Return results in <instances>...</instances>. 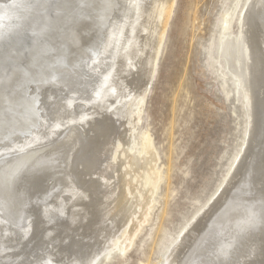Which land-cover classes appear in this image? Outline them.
Returning <instances> with one entry per match:
<instances>
[{"label":"bare ground","instance_id":"obj_1","mask_svg":"<svg viewBox=\"0 0 264 264\" xmlns=\"http://www.w3.org/2000/svg\"><path fill=\"white\" fill-rule=\"evenodd\" d=\"M174 3L175 0H0V157H3L0 160V223L3 221L7 225L12 223L18 227L15 222H20L26 216L30 206L46 200L56 185L66 196L61 206L66 209V205L70 204L69 207L79 211L81 219L85 213L90 221L87 222L85 217L80 227L84 225L91 232H99L100 235L105 233V218L102 220L101 217L110 215L114 220L125 216L126 228L122 231L124 241L118 242L112 237L114 243L107 245L106 252L113 250L114 244L120 248L121 253L129 247L152 203L151 196L157 178L153 175L157 161L153 148L145 144L143 155L147 157H142L137 148L132 146L129 129L124 137H116L112 130L114 136L109 135L110 142L112 141L110 150L101 146V153L99 152L102 160L99 165L102 164L101 168L97 166L98 177L89 178L94 179L93 184L91 183V196L80 201L81 193H87L84 192V183L86 186L88 183L80 170L79 160L82 156L74 161L73 159L83 146L86 148L88 140L84 141L80 133L79 144L75 145L78 133L75 123L80 119H77V111L69 112L68 108L78 103L81 106L82 103L77 102L78 97L70 96L66 98L69 102L64 101L63 95L91 91L94 95L93 102L90 97L80 99L81 102L92 105L94 114L102 106L100 103L99 107L97 101L104 100L103 94L111 86L108 85L111 77L116 76L118 85L124 80L122 76H126L123 73L128 72L134 80L140 79L139 82L135 80V84L139 83L137 87L143 84L140 91L139 87L137 90L133 88L135 91L132 98L120 94L123 92L120 90L122 87H118L120 96L128 99L124 100L127 102L126 106L121 105L117 111L123 112L125 108L124 113L128 112L131 100L146 92L153 77L154 64ZM234 20L239 28L236 34L230 32ZM220 23L222 30L213 44L214 52L219 69L227 75L241 103L246 118L242 134L244 137L239 150L230 159L226 173L228 178L224 176L216 197L209 200L211 205H203V208L208 205L204 208L205 211L193 217L191 223L183 226L164 245V253L159 258L160 264H264V187L259 188V179L264 184V171L260 168L264 157V0H244L243 5L237 4L230 11H225ZM137 28L142 31L139 35ZM43 54H53V57L47 55L51 57L52 63L37 67L36 60ZM134 56L136 58L133 60ZM112 85L115 86L113 82ZM108 92L111 96L110 91ZM110 110L115 111L112 108ZM106 115L110 116L111 112ZM86 121L90 122L89 119ZM109 121L112 122V119ZM47 124L51 125L50 129L43 134L48 129ZM84 125L80 129L86 128ZM96 135L95 133L94 136ZM106 137L104 136L105 139ZM99 142L101 141L97 145ZM126 144L128 146L124 148ZM43 146L45 148L41 150ZM90 146L89 144V149ZM33 147L37 149L36 152L25 154V151ZM109 151L110 155L107 156ZM85 153L87 156L91 152L87 155ZM9 155L11 156L5 157ZM111 161L115 162V166L109 168L107 165ZM45 178L52 180L54 185L41 194L46 187L42 189L43 186H39ZM75 181V184L79 182L81 189H71ZM43 205L46 206L44 203ZM46 214L48 217L52 213L46 211ZM20 223L18 224H23ZM70 241L68 240L69 243ZM71 247L74 253L78 250L76 256H83L86 248L78 240ZM106 252L104 255H108ZM2 253L4 254L3 251ZM41 255L40 262L43 259V254ZM77 259L80 260L81 257ZM95 261L96 256L93 255L86 264H94ZM49 262L52 264L53 261ZM76 262L80 263L78 260Z\"/></svg>","mask_w":264,"mask_h":264},{"label":"rangeland","instance_id":"obj_2","mask_svg":"<svg viewBox=\"0 0 264 264\" xmlns=\"http://www.w3.org/2000/svg\"><path fill=\"white\" fill-rule=\"evenodd\" d=\"M243 3L244 0H175L154 64L153 77L149 82L146 92L135 100H131L128 112L124 113L125 108H123V112L117 111V108L121 105L124 107L126 106L125 104H127V102L124 100L128 99L123 96L122 98L120 94L128 95L132 98L134 91L137 90L138 87L140 91V87L143 86V84L140 83L141 85L137 87L140 79H135L138 81L135 84L134 78L128 75V72H126V74L123 73V75H126L122 76L124 77V80H122L123 84L119 82L117 85V81L115 80L116 76H112L110 81H108V85H111L109 87L107 85L111 96L108 95L109 92L107 91L105 92L106 94H103L104 100L102 99L101 101L99 99L100 101H97L99 107L102 104V108L100 107L97 109L94 113L96 116L92 114L94 111L92 105L81 102L80 99L83 97H90V101L93 102L92 97L94 98V95L91 91L81 92V94L65 93L63 95L64 101H67L66 98L70 96L73 98L78 97L79 100L77 102L82 103L81 106L78 103V105L72 106V108L67 107L69 112H73L72 110H75V112L77 111V115L79 116L77 119H80L79 122L77 120L75 123L77 126L75 128L78 132H76L77 137L75 145L78 146L77 144H79L78 137L80 133L84 141L88 140L86 148L83 146L78 152L79 156L77 153V156L73 159L74 161L77 157L79 158L82 156L79 160L81 164L80 170L83 174V178L88 183V186L84 183V192L87 193H81L82 196L80 201L87 200V197L91 196L90 192L93 188L92 184L94 179L89 178L98 177V170L101 168L100 166L102 164L99 165L102 161L99 152L100 149H102L101 146L110 150L112 144V141L110 142L111 135L114 136L115 134L116 137H124L127 133V129H129L132 135V138H130V141L133 142L132 146L137 148V151L140 152L142 157H147V155H143L145 144L147 147L153 148L152 150L157 160L154 165L153 175H156L157 178L155 190L151 196L152 203L143 221L140 223L139 231L135 234L129 247L121 253L120 248L116 247L114 244V249H110V251L106 252L107 245L109 246L114 243L112 237H115L114 239H117L116 241L118 242L124 241L125 236H123L122 232L126 228V217L124 215L122 219L114 220L110 215L101 217V219L105 218L103 224L105 229V233H103L105 235L101 234L102 236L104 235L103 238L99 232H91L88 228H84V225L82 226L84 228L83 230L80 226L86 217L85 213L81 219L79 211L74 207H69L70 204L66 205V209L64 206H61L62 202H65L63 199L66 196L64 195L65 193L59 189L60 187L55 185V189L52 193L54 196L51 194L46 199L48 201H39L37 204L30 206L25 213L26 216L20 220L23 224L15 222L18 226L15 227L12 223L8 225L3 221V225L2 222L0 223V264H41L43 262V264H51L49 260L53 261L52 264H59V262L60 264H67L69 259L70 264H86L88 259L90 257L92 258L93 255L94 257L96 256L94 264H160L159 258L164 253V245L170 241L171 237H175L183 226L185 227L187 223H191L193 217H197L201 211H205L204 208H207L208 205L204 208L203 205L206 203L210 204V201L216 197L222 182H224V176L228 178L226 173L230 165V159L237 150H239L242 138L244 137L242 134L246 126V118L244 117L241 103L227 75L223 74L219 69V63L217 62L218 58L214 52L213 46L222 30L220 20L224 12L230 11L237 4L243 5ZM236 24L237 22L234 20L231 25L232 29L230 32L234 34L239 31L237 27L238 24ZM137 30L138 35L142 33L139 28H137ZM141 39L142 37L140 40ZM47 55L51 57L54 56L53 54H43L40 59L36 60L38 64L37 67H43L45 64L48 66L50 62L52 63L51 57H47ZM134 58L136 57L134 56L133 60ZM132 80H134V82ZM112 82L116 87L112 85ZM124 82L127 86L124 85ZM92 84H94V82ZM119 86L120 88L122 87L120 90L123 92L119 90ZM109 88H111V90H109ZM117 88L118 91L116 90ZM133 88H135V90ZM119 91L121 92L120 94ZM112 94L114 96H112ZM107 101L108 103H106ZM121 102H123V104H120ZM95 104L96 102L94 105ZM111 108L113 110L115 109V111L112 112V110H110ZM106 113L110 116L106 115ZM92 117L93 119H90ZM87 118L90 121L89 123L86 121L88 120ZM118 118H120V120ZM94 119H96V121L98 119L97 122L100 124ZM111 119L112 122L109 121ZM84 124L86 128L80 129L81 125ZM96 124L101 126L99 127ZM85 125L83 127H85ZM47 126L48 129H45L43 134L49 131L51 125L47 124ZM93 126L96 127L94 128ZM102 126L103 128H101ZM87 127L90 128L89 131ZM96 128L97 130H94ZM114 129H117V135ZM94 131L97 134L96 136H94ZM111 131L115 133L113 134ZM103 132H106V134L109 133L106 135ZM104 136H107L106 139L109 137V139L106 141ZM41 138H43V136ZM102 138H104L105 141ZM43 140L46 141V138H43ZM98 141L104 144L99 142V145H97ZM94 143L96 145H94ZM89 144L91 145V149L88 148ZM94 146L99 149H97L98 153ZM124 146L123 147L126 148L128 144ZM44 148L45 146L40 149L42 150ZM55 149H58V147ZM32 151L36 152L37 149L33 147V149L25 151V154ZM52 151L54 152V150ZM92 151L94 152L92 153ZM23 152L20 153L24 154ZM20 153H17V155ZM84 153L86 155L89 153L87 155L88 157L85 156ZM45 154L46 152H44V155ZM89 155L90 157L94 155V159L92 157L90 158ZM109 155L110 151L107 152V156ZM10 156L11 155L5 157ZM2 158L3 157H0V160ZM88 158L89 165L87 163ZM111 162H108L107 166L109 168L115 166V162ZM85 166H87L86 169ZM89 166L95 169L99 166V168L95 171V169L90 167L89 170ZM260 168L264 171V157L262 159V164H260ZM84 169L85 171L88 170L86 171L87 173ZM94 171L96 174H94ZM69 172L71 173L70 170ZM75 183L76 181L72 184L73 187L70 186L71 189H81L79 182H77V184ZM259 183H261V185H259L261 187L259 188L264 187L261 179H259ZM53 185L54 182L48 178L42 180L39 187L43 186L42 189H44V187L46 188L42 190L41 194L45 193L46 190L52 189ZM256 188L258 187L256 186ZM29 190L28 194L31 193ZM148 193L150 195V192ZM38 194L40 195V193ZM43 203L46 204V206L43 205ZM58 206L59 208H57ZM62 208H64V210ZM46 211H50L52 214L47 217ZM65 211H67L68 215L64 213ZM136 211L137 213L139 212L138 209ZM202 212L200 214H202ZM88 218L89 217L85 218L87 222L90 221ZM109 220L111 222H109ZM67 225L68 227L66 228ZM74 228L77 230H74ZM80 228H82V230ZM19 232L23 233L20 234ZM90 233L92 234L90 235ZM19 235H22V238ZM26 236L28 237L26 238ZM76 236H78V239ZM4 237L8 242H6L7 240ZM32 237H34L33 240ZM73 238L80 241L82 247H86L84 251L87 255L84 252L82 253L83 256H76V253L77 255L79 253L78 250L74 253V249H72V247L70 248L71 244L77 241L76 239L72 240ZM99 238L102 242H100ZM22 239L24 240L22 241ZM68 240H71L70 243ZM23 242H25V244L30 242L31 244L29 243L24 246L25 244H23ZM93 243L94 245H92ZM36 244H38V247ZM39 247H41V249H39ZM42 250L46 253L44 254ZM69 250L70 252H68ZM105 252L108 255H104ZM41 254H43V259L41 258L43 262H40ZM78 257H81V259L84 257V259H82L83 261L77 259ZM85 259H87V261ZM77 260L80 263H77Z\"/></svg>","mask_w":264,"mask_h":264},{"label":"water","instance_id":"obj_3","mask_svg":"<svg viewBox=\"0 0 264 264\" xmlns=\"http://www.w3.org/2000/svg\"><path fill=\"white\" fill-rule=\"evenodd\" d=\"M23 43H25V44H26V42H24V41H23Z\"/></svg>","mask_w":264,"mask_h":264}]
</instances>
